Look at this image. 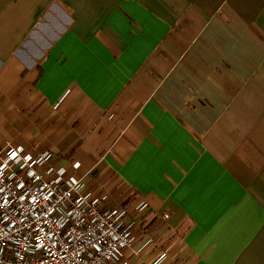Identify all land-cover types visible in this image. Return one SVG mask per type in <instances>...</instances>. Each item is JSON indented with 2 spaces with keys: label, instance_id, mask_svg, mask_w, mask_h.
Returning a JSON list of instances; mask_svg holds the SVG:
<instances>
[{
  "label": "crops",
  "instance_id": "crops-1",
  "mask_svg": "<svg viewBox=\"0 0 264 264\" xmlns=\"http://www.w3.org/2000/svg\"><path fill=\"white\" fill-rule=\"evenodd\" d=\"M10 145L127 212L112 264H264V0H0Z\"/></svg>",
  "mask_w": 264,
  "mask_h": 264
},
{
  "label": "built area",
  "instance_id": "built-area-1",
  "mask_svg": "<svg viewBox=\"0 0 264 264\" xmlns=\"http://www.w3.org/2000/svg\"><path fill=\"white\" fill-rule=\"evenodd\" d=\"M79 167L48 150L0 151V264H112L131 247L135 222L108 194L84 189Z\"/></svg>",
  "mask_w": 264,
  "mask_h": 264
}]
</instances>
